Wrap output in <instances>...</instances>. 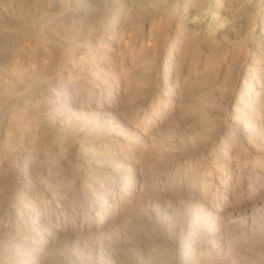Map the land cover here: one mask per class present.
Wrapping results in <instances>:
<instances>
[{
    "label": "rangeland",
    "instance_id": "rangeland-1",
    "mask_svg": "<svg viewBox=\"0 0 264 264\" xmlns=\"http://www.w3.org/2000/svg\"><path fill=\"white\" fill-rule=\"evenodd\" d=\"M0 264H264V0H0Z\"/></svg>",
    "mask_w": 264,
    "mask_h": 264
},
{
    "label": "bare ground",
    "instance_id": "bare-ground-1",
    "mask_svg": "<svg viewBox=\"0 0 264 264\" xmlns=\"http://www.w3.org/2000/svg\"><path fill=\"white\" fill-rule=\"evenodd\" d=\"M22 75H23V73H22ZM22 75H21V76H22Z\"/></svg>",
    "mask_w": 264,
    "mask_h": 264
}]
</instances>
